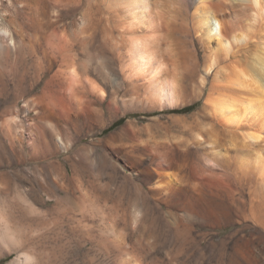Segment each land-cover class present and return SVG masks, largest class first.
<instances>
[{"label":"bare ground","instance_id":"6f19581e","mask_svg":"<svg viewBox=\"0 0 264 264\" xmlns=\"http://www.w3.org/2000/svg\"><path fill=\"white\" fill-rule=\"evenodd\" d=\"M19 15L20 77L35 111L37 139L46 140L48 129L61 136V118L74 127L85 120L96 134L137 111L203 101V113L168 120H206V132L198 131L196 141L209 152L199 158L227 165L226 176L243 191V210L262 228L264 244V0H19ZM139 124L136 116L109 135L107 142L118 146L114 151L128 146L123 134ZM131 155L132 165L143 162ZM165 159L148 174L165 170ZM184 180L175 174L159 186L174 193ZM50 182H40L41 189L52 190ZM234 188L228 189L230 197ZM18 194L39 211L40 199ZM23 220L19 214L14 223L11 214L0 212V257L6 246L17 254L11 264H49L28 239ZM239 254L248 264H264V247L255 244Z\"/></svg>","mask_w":264,"mask_h":264},{"label":"rangeland","instance_id":"374dc122","mask_svg":"<svg viewBox=\"0 0 264 264\" xmlns=\"http://www.w3.org/2000/svg\"><path fill=\"white\" fill-rule=\"evenodd\" d=\"M19 28V0H0V212L11 214L14 223L19 214L24 217L28 239L49 264H248L239 252L264 247L262 228L245 215L243 191L226 176L227 165L200 159L208 148L196 135L205 134L206 120L188 125L168 120L190 117L204 102L137 111L96 134L85 120L74 127L61 118L57 131L64 135L48 129L46 140L37 139L35 111L20 77ZM136 116L139 128L123 134L128 146L114 151L117 144L107 138ZM136 153L143 161L137 166L130 157ZM164 159L166 169L149 175L148 168L160 167ZM175 174L185 177L182 190H162L159 181ZM40 182H50L52 190L41 189ZM230 185L238 189L234 197ZM22 191L40 199L39 211L22 203ZM244 195L250 200L248 188ZM3 248L0 264H11L17 254Z\"/></svg>","mask_w":264,"mask_h":264}]
</instances>
